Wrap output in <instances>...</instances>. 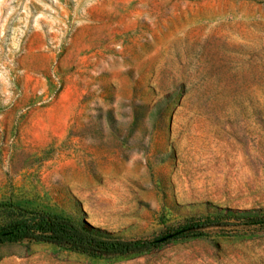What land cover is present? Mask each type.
<instances>
[{
  "label": "rangeland",
  "instance_id": "obj_1",
  "mask_svg": "<svg viewBox=\"0 0 264 264\" xmlns=\"http://www.w3.org/2000/svg\"><path fill=\"white\" fill-rule=\"evenodd\" d=\"M17 207L127 239L264 209V0H0V226ZM203 232L0 264H264V228Z\"/></svg>",
  "mask_w": 264,
  "mask_h": 264
},
{
  "label": "trees",
  "instance_id": "obj_2",
  "mask_svg": "<svg viewBox=\"0 0 264 264\" xmlns=\"http://www.w3.org/2000/svg\"><path fill=\"white\" fill-rule=\"evenodd\" d=\"M17 215L0 226V245L22 241L44 242L95 257H118L157 249L181 237L201 236L209 227L264 228V209L232 210L187 221L180 228L151 239L118 237L85 219L40 209L17 207ZM236 221V222H235Z\"/></svg>",
  "mask_w": 264,
  "mask_h": 264
}]
</instances>
